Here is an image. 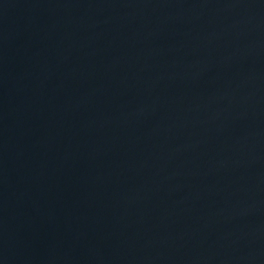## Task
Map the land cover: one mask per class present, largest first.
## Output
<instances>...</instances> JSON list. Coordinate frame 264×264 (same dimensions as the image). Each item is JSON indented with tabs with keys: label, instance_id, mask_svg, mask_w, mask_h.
Segmentation results:
<instances>
[{
	"label": "water",
	"instance_id": "obj_1",
	"mask_svg": "<svg viewBox=\"0 0 264 264\" xmlns=\"http://www.w3.org/2000/svg\"><path fill=\"white\" fill-rule=\"evenodd\" d=\"M0 264H264V0H0Z\"/></svg>",
	"mask_w": 264,
	"mask_h": 264
}]
</instances>
